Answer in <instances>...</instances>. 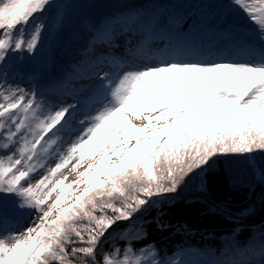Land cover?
Here are the masks:
<instances>
[{"label": "snow or ice", "instance_id": "1", "mask_svg": "<svg viewBox=\"0 0 264 264\" xmlns=\"http://www.w3.org/2000/svg\"><path fill=\"white\" fill-rule=\"evenodd\" d=\"M54 7L59 28L68 4L0 0V225L9 199L32 217L0 231V264H182L137 249L143 222L133 221L221 159L264 152V0L224 6L256 26L243 60L182 59L196 30L180 17L133 13L95 26L87 67L69 78L96 80L94 108L79 119L80 101L49 100L11 71L13 57L35 56L46 28L38 17ZM126 34L136 39L125 42V66L113 51ZM116 230L137 235L121 244Z\"/></svg>", "mask_w": 264, "mask_h": 264}, {"label": "trees", "instance_id": "2", "mask_svg": "<svg viewBox=\"0 0 264 264\" xmlns=\"http://www.w3.org/2000/svg\"><path fill=\"white\" fill-rule=\"evenodd\" d=\"M71 1L73 7L65 10L60 25L65 30L60 33L62 42L58 45L56 65L49 72L44 68L39 71L48 82L57 80L61 67L70 69L71 64L82 62L91 29L104 19L133 13L164 15L167 9L176 13L174 17L189 15L195 24L211 16L212 34L216 35L213 41L240 38L235 40V46L240 49L237 53L248 58L251 53L244 44L246 40H254L256 34V26L242 20L235 10L229 9L225 14L226 10L220 8L228 0H191L186 6L180 0ZM57 11L44 15L52 19L51 15H57ZM55 25L53 20L50 27ZM141 222L142 239L132 243L137 249L154 246L166 261L208 264L225 259L239 264H264V152L221 159L212 170L192 176L177 193L154 198L133 221L134 229ZM126 227L121 225L122 229ZM116 231V241L121 244L128 240H120V235H137L135 230L126 234ZM112 242L110 239L109 243Z\"/></svg>", "mask_w": 264, "mask_h": 264}, {"label": "rangeland", "instance_id": "3", "mask_svg": "<svg viewBox=\"0 0 264 264\" xmlns=\"http://www.w3.org/2000/svg\"><path fill=\"white\" fill-rule=\"evenodd\" d=\"M183 2V6H186L190 3L191 0H180ZM209 2H213V0H207ZM216 1V0H215ZM63 0H59L56 4H62ZM65 4H72L71 0L66 1ZM224 6L225 3H224ZM222 6L220 8L225 9V7ZM73 7V6H71ZM70 7V8H71ZM58 8H52L47 11V13L56 11ZM225 11V10H224ZM59 12V11H57ZM175 12H173L170 9H167L165 11V16H175ZM217 14V13H216ZM218 15V14H217ZM52 19L48 17V15H43L38 17L46 26L44 35L42 37V42L35 54V56H25L23 61L17 62L15 57L12 58V68L11 71L14 73L17 69L23 70L24 72H28L27 77L24 78V75H20L16 77V82L20 84H28L30 87H35L38 91L42 92L45 97H47L49 100L54 101H63L68 104L75 103L76 101H80V107L78 111L75 114V118L79 119L82 115L85 113L92 111L94 108L93 104V97L91 96L92 90L94 89L96 85V80L93 79L92 84L89 85L88 88H86V84H89L90 81L88 79H69L71 77H74L76 74V69L79 68L81 72H83L87 64L84 62L86 60V56L82 60L80 64H71V68L67 69L66 67H62L61 72L60 69L58 71V78L53 83L43 82L42 81V73H40L43 68L47 70L48 72L51 70L53 66H55L56 61L55 58L57 56V51L59 49L58 45L62 42L60 40V33L65 30L63 27H50L53 20H56L57 15H51ZM123 16H119L117 18H120ZM183 18V20L187 23V25L192 26L193 22L192 17L189 15L180 17ZM213 18V17H208ZM109 19H104L103 22ZM102 22V23H103ZM195 30H196V43L194 45V51L193 54L181 57L182 59H189V60H216V59H222L227 58L231 60H243L248 59L247 56H243V54L237 53L240 49L235 46L236 42L235 40H240V38H236L235 40H227L224 38L217 39L216 42L212 41L216 38L215 34H212V31L210 29H207V26L198 24H195ZM187 31V29H185ZM236 35H234L235 37ZM232 37V38H234ZM135 35H128L126 34L122 38L118 39L117 44L118 47L119 42L125 45V42L127 40H135ZM212 44H216V50L214 53H207L206 48ZM238 44V43H237ZM239 45V44H238ZM246 45V44H244ZM152 48L154 50V53H158L159 49L163 48V45L154 42L152 45ZM117 53V52H115ZM118 63L122 64V57L116 56L113 54ZM40 67V68H39ZM24 68H29L31 71H27ZM113 69H119L118 67L113 66L111 70ZM40 71V72H39ZM23 78V80H22ZM67 81L65 84L64 82ZM70 93V94H68ZM90 96V98H88ZM88 99V102L81 107V101H85ZM73 129L77 127L75 124V121H73L72 125ZM65 139H68V135L64 137ZM66 146V145H65ZM49 166H54V164H51ZM71 179V177H70ZM65 183H68V181H65ZM71 191V190H68ZM3 215H4V223L0 225V231H19L23 228H25L30 222H31V215L27 212H21L16 209L13 201L11 199L7 200L4 208L2 209Z\"/></svg>", "mask_w": 264, "mask_h": 264}, {"label": "bare ground", "instance_id": "4", "mask_svg": "<svg viewBox=\"0 0 264 264\" xmlns=\"http://www.w3.org/2000/svg\"><path fill=\"white\" fill-rule=\"evenodd\" d=\"M119 45H120L119 47H117L116 49H114L113 54H115L116 56H119L120 58L122 57V61H121V62H123L122 65H125V66H126L127 63H128V58H127V56L124 54V47H125V45L122 44V43H120V42H119ZM115 52H117V53H115ZM112 71H113V73H116V72L119 71V69H113ZM14 73L16 74V77L20 76V75L17 74L16 72H14ZM22 79H23V78H22ZM93 79H94V78H92V79H88V81H90V83L85 85L86 88H88L89 85L92 84ZM88 98H90V96H88ZM87 102H88V99H86V102L81 103V107H83Z\"/></svg>", "mask_w": 264, "mask_h": 264}]
</instances>
